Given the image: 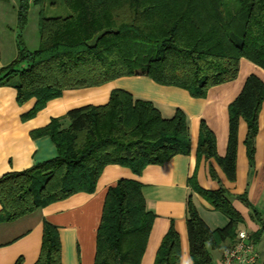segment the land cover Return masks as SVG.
Segmentation results:
<instances>
[{
	"label": "trees",
	"instance_id": "obj_1",
	"mask_svg": "<svg viewBox=\"0 0 264 264\" xmlns=\"http://www.w3.org/2000/svg\"><path fill=\"white\" fill-rule=\"evenodd\" d=\"M30 1L40 6V45L30 51L18 36L17 56L0 67V86L16 89L23 115L35 117L64 90L103 85L120 77L142 75L166 86L185 89L195 98L209 88L234 80L240 58L264 69V0H63L70 15L47 17V0H17L18 28L27 24ZM230 103L226 154L216 152L214 132L199 127L198 156L213 158L233 181L236 177L238 127L247 125L245 145L252 162L264 82L247 77ZM153 102L113 89L103 105L70 109L65 116L33 130L48 135L57 155L30 168L0 176V222H9L79 192L93 193L103 168L117 164L140 174L190 151L187 116L180 109L164 118ZM68 121V124H65ZM211 174L216 175L213 170ZM215 210L229 219L212 229L189 198L187 233L194 264H212V251L236 237L242 221L226 189L206 190L191 180ZM142 185L120 179L108 189L97 229L94 264H140L155 215L145 206ZM241 199L245 200L244 196ZM41 249L34 264H60L58 228L44 220ZM165 233L154 264H179V234ZM255 238V237H254ZM14 264H23L19 257Z\"/></svg>",
	"mask_w": 264,
	"mask_h": 264
},
{
	"label": "crops",
	"instance_id": "obj_2",
	"mask_svg": "<svg viewBox=\"0 0 264 264\" xmlns=\"http://www.w3.org/2000/svg\"><path fill=\"white\" fill-rule=\"evenodd\" d=\"M1 54L0 46V67L9 64L17 56L15 54L5 58ZM240 59L237 77L209 88L202 98H192L185 89L165 87L147 76H127L100 87L64 90L59 97L49 100L35 117L28 119H24L23 115L33 108L35 99H29L21 105L17 102L13 86H0V176L11 171H24L55 157L57 149L53 140L48 135L33 137L30 132L47 125L51 118L65 116L70 109L107 103L113 89L127 90L135 98L150 100L159 109L160 115L167 119L172 118L177 109L182 110L187 116L190 138V151L187 154H177L163 164L148 165L140 174L121 165H107L93 193L79 192L15 220L0 222V264H14L19 257L23 258V264H34L41 249L44 220L58 228L61 241L60 264H94L95 236L104 196L120 179H133L142 185L145 207L155 215L140 264H154L161 241L172 227L180 238L179 264H194L186 220L189 198L212 229L227 224V216L215 210L196 193L191 180L209 191L221 186L226 189L232 205L241 214L242 221L238 230L244 229L252 234L260 253L256 264H264V102L259 109L252 162L248 158L244 138L247 125L244 119L239 121L235 180L226 178L215 159L198 156L196 153L199 125L204 120L215 134L216 152L220 156L226 154L230 103L241 92L249 75L254 74L264 82V69L248 59ZM211 170L216 178L212 176ZM226 243L213 250L216 254L215 257L212 255V264H216Z\"/></svg>",
	"mask_w": 264,
	"mask_h": 264
},
{
	"label": "rangeland",
	"instance_id": "obj_3",
	"mask_svg": "<svg viewBox=\"0 0 264 264\" xmlns=\"http://www.w3.org/2000/svg\"><path fill=\"white\" fill-rule=\"evenodd\" d=\"M17 0H0V46L5 58L13 57L18 53V36L26 49L33 51L40 45L38 20L40 6L30 1L28 20L21 30L18 28ZM47 17H64L70 15V9L63 0H47L44 5V13ZM16 56V55H15ZM216 251H212L215 257Z\"/></svg>",
	"mask_w": 264,
	"mask_h": 264
},
{
	"label": "built area",
	"instance_id": "obj_4",
	"mask_svg": "<svg viewBox=\"0 0 264 264\" xmlns=\"http://www.w3.org/2000/svg\"><path fill=\"white\" fill-rule=\"evenodd\" d=\"M259 255L252 234L242 229L238 230L234 240L222 248L216 264H256Z\"/></svg>",
	"mask_w": 264,
	"mask_h": 264
}]
</instances>
